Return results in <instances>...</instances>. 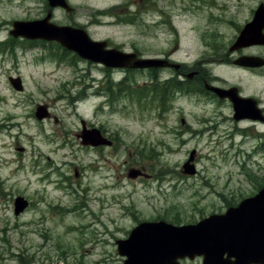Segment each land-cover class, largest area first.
<instances>
[{
	"label": "rangeland",
	"instance_id": "obj_1",
	"mask_svg": "<svg viewBox=\"0 0 264 264\" xmlns=\"http://www.w3.org/2000/svg\"><path fill=\"white\" fill-rule=\"evenodd\" d=\"M69 1L74 17L58 10L57 20L85 27L95 39L138 43L147 53L154 45L171 50L174 65L199 62L226 79L235 75L213 66L212 49L228 50L230 29L205 25L204 14L174 20L181 11L155 0L140 22L126 25L123 13L139 9L133 0ZM41 8L39 0H0V264H123L116 242L140 223H196L250 192L248 178L263 179L264 187V148L256 151L254 140L241 148L234 124L198 98L179 95L167 110L157 100L125 96L106 106L92 96L100 81L143 82L149 75H112L59 43L31 48L10 36L15 20L36 19ZM142 21L158 25L148 30ZM214 30L223 36L203 38ZM11 76L22 79L23 91L12 88ZM40 106L48 112L41 120ZM83 122L117 137V147L83 145ZM20 196L30 206L17 216Z\"/></svg>",
	"mask_w": 264,
	"mask_h": 264
},
{
	"label": "flooded vegetation",
	"instance_id": "obj_2",
	"mask_svg": "<svg viewBox=\"0 0 264 264\" xmlns=\"http://www.w3.org/2000/svg\"><path fill=\"white\" fill-rule=\"evenodd\" d=\"M39 1L42 3V8L40 9L42 12L39 17L36 19H19L15 21L43 20L50 15V24L77 27L72 21H58L55 15V12L59 10L62 12L63 16L67 15L71 19L74 17L76 9L73 5L71 6L69 0H65L67 6H51L49 0ZM157 1L158 0H156V3ZM122 5L126 7L125 3ZM132 5H135L139 9L133 13H123L124 21L128 20L126 25L140 22L139 14L141 15L145 13L143 9H153L155 7V0H133ZM172 6L177 7L181 11V14L176 15L174 20L178 19L177 16L179 15H182L183 17L185 15H191V19H193V16L195 19H198L200 15L204 14V17L200 18V20L203 21L205 25H212L215 27V30L220 29L221 25H225L230 29V38L227 36L224 37V39H227V41L229 40L230 42L228 50L223 52V47L221 45L213 47L212 50L214 55L216 54L213 66L217 68H228L231 73L235 74L233 78L226 79L223 76L216 75L209 67H205L204 64L201 65L199 62L190 65L191 67H188L187 64L181 63V68L178 67L176 69L172 67L131 69L128 67H108L104 64L82 59L83 62L94 64L105 73H110L112 75L122 73H124L123 75H149L150 80L143 82L125 81V78L117 82H110L104 79L98 83L99 88L97 89L98 91L95 93V96L104 97L102 104L106 106L113 105L122 96L127 98L134 97L137 102L143 101L149 103L153 100H157L166 110L168 109L167 105L177 96H194L198 98L199 101H203V107L207 108L211 106L213 109L217 110L215 111L217 115L221 114L223 121L234 124V132L240 137L241 148L246 140H254L256 144L255 150L263 151L264 1L169 0V7ZM45 11L46 16L45 14L43 15V12ZM145 24L146 22L142 21V25L148 30L154 29L158 25L155 21H153L151 25ZM215 30L211 34L204 35L203 38L210 37L211 35L216 38L223 36ZM90 37L95 41L107 42L105 50H118L120 52L132 54L134 62L141 59H162L169 63H174L171 58V50L163 49L159 51L156 50L153 45L150 49L151 53H147L145 47L138 43L128 45L124 43H115L110 39H95L92 35H90ZM150 39L151 41H155V36L152 35ZM165 41L168 44V40ZM159 42L162 41L159 39ZM176 49H179V47ZM164 72H168V77H162ZM250 79H253L254 81H251L250 83L252 84L248 85L246 81H250ZM210 86L221 89L225 93L213 92L210 89ZM88 127L94 128L92 125H89ZM101 132L111 144L99 147L115 149L118 144L117 137H109L107 132ZM248 181L249 187L252 188L250 192L241 194L238 198L237 195H235L225 210H222V212L214 211L200 221L211 216H223L229 209L238 208L243 201L255 198L259 192L263 190V179H260L259 183H256L257 179L248 178ZM159 221L170 223L167 219L150 222ZM196 223L183 224V226ZM219 244L217 252L211 253L213 254V259H210L209 254L207 253V260L206 255L201 253L196 256H177L174 260L178 264H263V258L261 259L257 255L254 259L248 258L247 260H240L237 254L234 253V251L232 252L229 246H226L233 245L232 242ZM247 244L257 245L256 242H248Z\"/></svg>",
	"mask_w": 264,
	"mask_h": 264
},
{
	"label": "water",
	"instance_id": "obj_3",
	"mask_svg": "<svg viewBox=\"0 0 264 264\" xmlns=\"http://www.w3.org/2000/svg\"><path fill=\"white\" fill-rule=\"evenodd\" d=\"M50 2L51 6H67L65 0L56 2L50 0ZM50 18L51 16L48 15L39 21L15 22L11 35L15 38L23 37L30 40L57 41L82 58L101 62L109 67L169 66L168 63L159 60L134 62L132 55L116 50H104L106 43L92 41L85 30L50 24ZM11 83L16 90L23 91L24 87L20 78H11ZM210 89L224 92L215 87ZM36 117L39 120L48 117L47 108L40 106ZM81 137L84 145L100 146L109 143L98 129L89 131L85 125ZM194 155L193 152L185 168H190ZM191 173L194 171L192 170ZM28 206L29 203L25 198H16L15 215H20ZM224 242L233 243L226 246H229L240 260L254 259L257 255L263 258L264 264V188L255 198L243 201L238 208L229 210L225 216H212L188 226H173L165 222L142 223L131 232L128 239L117 241V245H119L118 252L128 257L125 264H178L174 260L177 256H196L203 253L207 260L208 254L210 259H213L211 253L217 252L219 243ZM248 242H256L257 245H248Z\"/></svg>",
	"mask_w": 264,
	"mask_h": 264
}]
</instances>
